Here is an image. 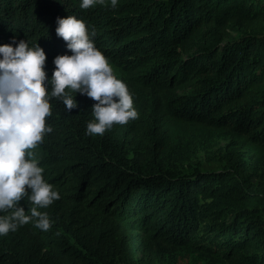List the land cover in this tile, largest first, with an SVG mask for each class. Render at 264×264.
I'll return each instance as SVG.
<instances>
[{"label": "trees", "instance_id": "obj_1", "mask_svg": "<svg viewBox=\"0 0 264 264\" xmlns=\"http://www.w3.org/2000/svg\"><path fill=\"white\" fill-rule=\"evenodd\" d=\"M80 3L0 0V44L38 42L51 76L54 57L71 54L56 34L57 17L76 15L96 30L113 68L146 93V111L88 135L95 101L77 93L69 112L53 98L46 117L53 131L35 149L60 192L43 209L53 223L0 236V264H100L119 238L264 264V0ZM188 126L224 132L246 161L173 172L165 147L184 139ZM137 139L141 154L132 159Z\"/></svg>", "mask_w": 264, "mask_h": 264}, {"label": "clouds", "instance_id": "obj_2", "mask_svg": "<svg viewBox=\"0 0 264 264\" xmlns=\"http://www.w3.org/2000/svg\"><path fill=\"white\" fill-rule=\"evenodd\" d=\"M105 0H81L88 9ZM118 0H111L115 8ZM56 34L71 54L54 57L47 74V54L37 42L13 38L0 44V236L25 224L48 231L53 221L46 210L60 192L44 176L35 151L47 133L53 98L71 112L78 107L77 93L95 101L86 134L103 135L114 124L138 118L134 96L96 46V30L76 15L57 17ZM24 200L28 209L20 203Z\"/></svg>", "mask_w": 264, "mask_h": 264}, {"label": "rangeland", "instance_id": "obj_3", "mask_svg": "<svg viewBox=\"0 0 264 264\" xmlns=\"http://www.w3.org/2000/svg\"><path fill=\"white\" fill-rule=\"evenodd\" d=\"M119 78L124 80L134 96V107L140 113H145L147 95L138 90L129 75L114 69ZM181 131L182 140L173 146L166 144L164 159L169 168L176 173H185L195 169L214 168L225 165L230 159H239L244 163V150L235 147L232 138L221 131H207L202 128L185 127ZM142 142L139 139L131 141L128 155L133 159L141 154ZM239 163V162H238ZM121 239V240H120ZM114 256L104 257L100 264H231L227 260L218 259L209 254L196 251L192 245L186 244L180 248L164 246L145 238L135 244L129 239L119 238L111 247Z\"/></svg>", "mask_w": 264, "mask_h": 264}]
</instances>
